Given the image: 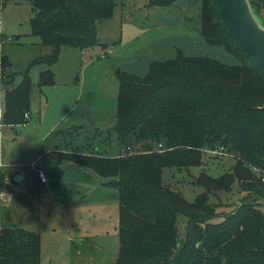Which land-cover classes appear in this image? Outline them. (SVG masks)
<instances>
[{
  "label": "trees",
  "instance_id": "obj_1",
  "mask_svg": "<svg viewBox=\"0 0 264 264\" xmlns=\"http://www.w3.org/2000/svg\"><path fill=\"white\" fill-rule=\"evenodd\" d=\"M28 1L30 32L50 50L32 58L17 83L8 72L10 61L0 54V76H8L0 77L6 87L2 122L10 125L29 119L30 66L52 64L63 45L99 44L96 22L112 16L116 6V0ZM173 2L147 0L148 6ZM251 2L264 5V0ZM199 18L205 41L222 46L237 61L177 48L173 56L147 59L144 74L117 68L112 131L119 153L68 158L108 177L106 184L117 190L114 264H264V71L227 33L215 0H201ZM52 82L47 67L38 86ZM206 146L233 151L235 163L217 177L201 170L193 182L203 191L189 202L163 182L162 171L201 166ZM235 179L239 203L218 211L209 193L229 190ZM1 213L0 264H40L39 234L10 222L8 211Z\"/></svg>",
  "mask_w": 264,
  "mask_h": 264
},
{
  "label": "rangeland",
  "instance_id": "obj_2",
  "mask_svg": "<svg viewBox=\"0 0 264 264\" xmlns=\"http://www.w3.org/2000/svg\"><path fill=\"white\" fill-rule=\"evenodd\" d=\"M243 1L264 29V5ZM200 7L201 0H175L168 6L116 0L112 16L96 22L99 44L85 49L63 45L52 64L30 66L29 119L10 125L0 116V209L4 215L8 211L10 222L39 234L40 264H114L119 246L117 190L106 184L108 177L68 158L76 153H119L112 131L117 68L144 74L147 59L173 56L177 48L186 54L237 61L222 46L205 41ZM30 16L28 0H0V54L10 61L8 72L13 73L14 83L32 58L50 50L31 34ZM47 67L54 82L39 88L40 72ZM0 77L8 78L3 73ZM5 88L0 84L2 111ZM234 156L227 148L206 146L201 166L165 167L163 182L193 201L203 191L193 182L199 172L214 177L226 173L235 163ZM37 158L41 163L35 167L48 177L45 184H40L31 164ZM13 173H23L24 179L13 180ZM241 195L235 179L229 190L208 197L222 211L236 207Z\"/></svg>",
  "mask_w": 264,
  "mask_h": 264
},
{
  "label": "water",
  "instance_id": "obj_3",
  "mask_svg": "<svg viewBox=\"0 0 264 264\" xmlns=\"http://www.w3.org/2000/svg\"><path fill=\"white\" fill-rule=\"evenodd\" d=\"M219 16L235 43L264 71V29L248 14L243 0H215ZM22 175L17 173L13 180Z\"/></svg>",
  "mask_w": 264,
  "mask_h": 264
},
{
  "label": "built area",
  "instance_id": "obj_4",
  "mask_svg": "<svg viewBox=\"0 0 264 264\" xmlns=\"http://www.w3.org/2000/svg\"><path fill=\"white\" fill-rule=\"evenodd\" d=\"M1 113H3L1 107H0V116L2 115ZM41 160L40 158L34 159L31 164L35 167L37 164H40ZM36 174H37V178L39 180V182L41 183H46L48 182V177L46 175V172L44 170H42L41 168H36Z\"/></svg>",
  "mask_w": 264,
  "mask_h": 264
},
{
  "label": "crops",
  "instance_id": "obj_5",
  "mask_svg": "<svg viewBox=\"0 0 264 264\" xmlns=\"http://www.w3.org/2000/svg\"><path fill=\"white\" fill-rule=\"evenodd\" d=\"M29 114H30V112H29ZM16 174H17V173H13L12 177H13L14 175H16ZM19 174H21V175H22V178L24 179V174H23V173H19ZM23 179H22V180H23ZM38 181H39V180H38ZM40 184H45V183H41V182H40Z\"/></svg>",
  "mask_w": 264,
  "mask_h": 264
}]
</instances>
